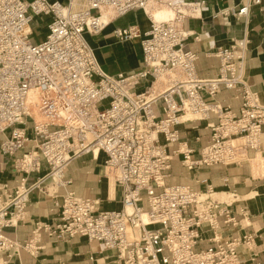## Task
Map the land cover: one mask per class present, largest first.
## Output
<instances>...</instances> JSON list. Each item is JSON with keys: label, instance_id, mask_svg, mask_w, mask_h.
<instances>
[{"label": "built area", "instance_id": "2783aa9c", "mask_svg": "<svg viewBox=\"0 0 264 264\" xmlns=\"http://www.w3.org/2000/svg\"><path fill=\"white\" fill-rule=\"evenodd\" d=\"M204 4L0 0V152L13 157L31 145L14 163L25 177L12 191H0V258L22 250L35 257L44 233L57 241L96 242L115 251L118 264H242L239 248L255 237L222 239L217 234L221 222L237 224L232 204L214 198L209 187L199 192L166 184L179 157L189 171L244 162L250 150L260 149L264 131V105L246 82L247 36L213 54L220 61L216 77L197 73L199 56L186 48L193 34L183 25L201 16ZM252 5L264 16V0H247L230 13L247 18ZM149 7L170 9L174 16L153 22ZM136 11L145 12L150 29L133 25L116 29L114 36L120 42L139 41L143 65L131 74L109 75L88 37L109 25L102 21L104 13L114 20ZM38 19H48V33L35 42ZM223 90L242 96L239 116L216 101ZM204 121L211 139L197 152L181 141L179 126L195 131ZM100 154L106 158V176L122 190L120 209L100 211L99 201L65 191L55 202L61 208L55 224L36 222L25 244L6 235L25 220L30 195L40 188L28 184L32 173L46 167L44 180L60 174L54 187L65 190L71 185L66 168L83 156L98 159ZM204 229L214 237L202 249Z\"/></svg>", "mask_w": 264, "mask_h": 264}, {"label": "crops", "instance_id": "0c3cea01", "mask_svg": "<svg viewBox=\"0 0 264 264\" xmlns=\"http://www.w3.org/2000/svg\"><path fill=\"white\" fill-rule=\"evenodd\" d=\"M60 1L66 4L68 0ZM246 1L205 0L201 16L188 18L183 25L185 30L193 34L186 48L199 56L196 65L198 75L201 78H213L218 75L220 68V61L213 54L221 48L229 47L234 39L247 36L249 46L245 63L246 82L264 105V16L256 5H252L247 18H238L230 13L232 10L237 12ZM74 2L76 4V0ZM225 12L229 14L226 18L223 15ZM146 13L153 20L154 17L147 10ZM104 20L105 23L109 21L108 17H104ZM133 25L146 32L150 29L151 22L145 12H131L112 20L101 34L88 37L105 73L131 74L142 67L143 54L139 41L120 42L114 36L116 29ZM137 89L142 90L143 86ZM216 101L237 116L240 115L244 103L242 96L233 90H223ZM199 127L205 128V125L202 123ZM180 129L181 141L187 142L190 149L198 152L210 142V137L208 139L199 134L197 129L194 132L184 127ZM192 133L194 135L189 137ZM3 140L4 138H0V145ZM30 150L31 145H28L13 157L0 152V191H12L20 184L25 174L17 171L14 163ZM105 159V156L100 154L98 159L87 155L73 161L65 170L66 179L71 180V185L63 190V194L70 191L78 196L97 200L100 202V211L120 209L122 190L115 184L111 185V180L106 176ZM259 159L264 160V131L260 136V149L257 152L250 150L244 162L189 171L182 166V157H179L173 162L170 177L166 180L167 185H187L199 192H205L207 187L212 188V196L232 204L237 224L226 226L221 222V230L217 234L222 239L246 235L255 237L251 245H241L239 248L242 264H264V169L257 165ZM46 171V167H43L39 173L31 175L28 179V184L36 183L40 188L30 195L25 220L6 230V235L20 244L27 242L36 222L55 224L60 216L61 208L55 204L56 200L61 201L60 192L57 194L53 188L58 186L59 182L55 177L44 180ZM213 237V232L204 229L200 248L210 246L209 240ZM39 245L41 249L35 257L22 250L10 259L6 256L0 258V264H118L115 251L106 250L86 238L57 241L43 233Z\"/></svg>", "mask_w": 264, "mask_h": 264}, {"label": "rangeland", "instance_id": "374dc122", "mask_svg": "<svg viewBox=\"0 0 264 264\" xmlns=\"http://www.w3.org/2000/svg\"><path fill=\"white\" fill-rule=\"evenodd\" d=\"M28 1H32V0H28ZM82 3V0H76V4H81ZM147 11L151 14V16H153L157 21H163V20H169V19H171L172 17H173V12L171 11V10H169V9H166V8H154V7H149V8H147ZM47 22H48V19H44V20H42V19H38V20H36V22L34 23V38H33V40L35 41V42H38V41H41V40H43L44 38H45V36H46V34L48 33V30H47ZM186 118H189V119H192V118H195L193 115H188ZM186 118H184V120L186 119ZM202 123L206 126V122L204 121V122H199L198 123V125L200 126V125H202ZM179 127H182V126H179ZM196 131H199V134H203V135H205L206 137H208V139H209V137H210V139H211V131L208 129V130H206L205 128H200L199 127V129H197ZM191 132H194V131H191ZM194 134L192 133L191 135H189V137L190 136H193ZM201 139H202V137H201ZM203 140V139H202ZM201 140V141H202ZM262 161V162H261ZM259 164V165H258ZM257 165L261 168V169H264V168H262V167H264V160H260L259 159V161H257ZM105 174H106V169H105ZM35 174H37V172L36 173H32V175H35ZM170 174H171V172H170ZM50 177H52V176H50ZM50 177H47L48 179L50 178ZM174 177V176H173ZM114 184V182L113 181H111V185H113ZM53 188H54V190H55V192H57V194H59V192H60V197L62 198V196H63V189H58V188H56V187H54L53 186ZM214 198H216L215 196H213Z\"/></svg>", "mask_w": 264, "mask_h": 264}, {"label": "bare ground", "instance_id": "6f19581e", "mask_svg": "<svg viewBox=\"0 0 264 264\" xmlns=\"http://www.w3.org/2000/svg\"><path fill=\"white\" fill-rule=\"evenodd\" d=\"M160 9V8H159ZM167 9V8H166ZM147 10V9H146ZM170 10V9H169ZM172 11V10H171ZM148 12V11H147ZM173 12V11H172ZM149 13V12H148ZM174 14V13H173ZM151 15V14H150ZM174 16V15H173ZM104 17H108V19H109V21H108V23H106V24H110V22H111V20L113 19V14H111V13H104L103 14V18H102V21L104 22V21H106V20H104ZM152 20V19H151ZM169 20H171V19H169ZM169 20H163V21H157L155 18H153V22H165V21H169ZM105 23V22H104ZM104 171H105V168H104ZM52 177H55L56 179H57V181L59 182V177H60V174H54V175H52Z\"/></svg>", "mask_w": 264, "mask_h": 264}]
</instances>
